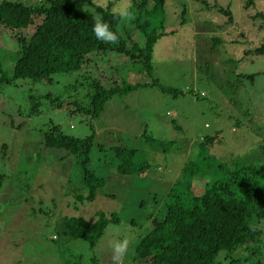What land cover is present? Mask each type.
<instances>
[{"label":"rangeland","instance_id":"1","mask_svg":"<svg viewBox=\"0 0 264 264\" xmlns=\"http://www.w3.org/2000/svg\"><path fill=\"white\" fill-rule=\"evenodd\" d=\"M208 1L217 6L206 8L199 0H166L169 34L155 45L154 76L184 94L174 96L157 85H145L115 95L96 118L79 112L75 101L89 105L98 69L56 73L51 81L12 79L18 56L12 33L3 31L0 264H112L111 242L126 236L132 241L124 257V264H129L136 238L151 228V217L168 202L186 162L198 157L207 170L217 167L220 174L218 164L240 158L242 164L259 166L264 172V56L248 52L264 40L263 19L252 17L264 11V0H253L248 8V0ZM100 2L95 0L93 5ZM114 2L108 0L107 6L112 9ZM218 7L229 8L234 20ZM184 8L186 22L181 23ZM125 26L130 32L135 28L134 22ZM212 37L221 38L223 45L212 46ZM115 72L132 84L152 81L139 63L118 65ZM112 74L113 69L111 76L102 77L112 81ZM250 74L255 77L245 76ZM2 76L12 80L2 81ZM230 77L238 84L233 94L232 89L222 88ZM34 100L39 103L38 113H32ZM53 125L79 138L95 132L88 168L106 182L94 201L79 208L76 203L67 207V203L88 193L84 167L66 149L45 146V132ZM208 135L218 137L202 146ZM161 140L174 143L164 151ZM119 145L140 151L139 158L151 164L148 176L118 172L114 149ZM206 182H195L194 192L201 194ZM99 210L115 212L120 220L109 223L94 248L85 239L64 234L62 215H83L94 222ZM242 254L239 250L233 256ZM225 256L222 252L219 258Z\"/></svg>","mask_w":264,"mask_h":264},{"label":"trees","instance_id":"2","mask_svg":"<svg viewBox=\"0 0 264 264\" xmlns=\"http://www.w3.org/2000/svg\"><path fill=\"white\" fill-rule=\"evenodd\" d=\"M199 1L206 8L217 6L208 0ZM252 3L253 0H248L245 6L248 8ZM93 4L94 0H38L35 4L2 0L0 39L4 30L11 32L15 44L13 50L18 56L12 67V79L51 81L56 73L80 72L95 67L99 74L92 78L89 105L83 106L75 101L77 110L92 118L101 116L115 95L129 93L145 85H157L174 96L184 94V91L166 86L154 76L155 45L161 37L169 34L166 0H133L136 20L132 32L125 25L119 26L110 5L99 8ZM218 8L234 20L229 8ZM186 11L184 8L181 23L186 22ZM94 13L102 15L114 31H119L117 43H103L96 39L92 31ZM258 16L264 22V11L252 17ZM211 39L212 46L223 45L221 38ZM248 52L264 56V40ZM225 61L233 62V59L226 58ZM130 63L141 64L152 81L132 84L118 76L115 67ZM112 69L115 77H110L112 81H105L103 77L111 76ZM245 76L254 78L255 74ZM12 79L1 77L2 81ZM235 80L231 81V77L225 79L222 88L232 89L233 94L235 85L238 87L232 83ZM31 98L34 99L33 96ZM38 112L39 103L34 100L32 113ZM216 137L218 135L205 136L202 146L213 144ZM94 140L95 132L79 138L66 134L58 125L45 132L46 147L66 149L77 155L84 167V184L88 193L74 197V201H68L67 207L76 203V208H79L85 202L94 201L98 189L105 185L106 180L88 168ZM173 143L160 141L164 151ZM114 151L120 174L148 176L151 164L139 158L137 148L119 145ZM201 162L196 157L185 163L182 176L171 187L168 202L159 214L151 217V228L136 238L129 264H264V172L259 166L242 164L240 158L229 164H218L220 174L217 167L207 170L208 166H202ZM209 174L210 179L204 178ZM204 179L207 182L203 192L196 194L195 182ZM62 216L64 234L72 239L87 240L91 248L97 245L111 221L118 223L120 220L115 212L103 210L97 211L98 219L94 222L87 221L83 215ZM239 250L243 254L233 256ZM222 252L226 256L219 258Z\"/></svg>","mask_w":264,"mask_h":264},{"label":"clouds","instance_id":"3","mask_svg":"<svg viewBox=\"0 0 264 264\" xmlns=\"http://www.w3.org/2000/svg\"><path fill=\"white\" fill-rule=\"evenodd\" d=\"M95 2V0H94ZM108 4V0H101L97 7L104 8ZM112 15L119 21V26L131 24L136 20V13L132 0H115L112 4ZM92 31L97 40L103 43L115 44L120 38L118 30L114 31L112 26L104 20L99 13L93 14ZM132 241L126 236L123 239H116L111 242L112 264H124V257L129 253Z\"/></svg>","mask_w":264,"mask_h":264}]
</instances>
